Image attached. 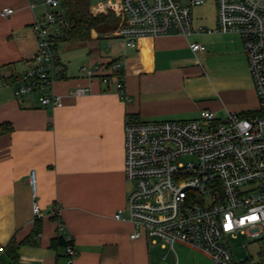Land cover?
Segmentation results:
<instances>
[{
    "label": "crops",
    "instance_id": "obj_1",
    "mask_svg": "<svg viewBox=\"0 0 264 264\" xmlns=\"http://www.w3.org/2000/svg\"><path fill=\"white\" fill-rule=\"evenodd\" d=\"M6 7L14 12L3 15ZM196 7L194 28H215L217 7L213 19ZM41 12L29 0H0V75L28 68L38 49L33 24ZM192 42L204 49L195 53ZM61 45L82 50L83 57L70 65L73 56L63 59ZM58 52L64 76L53 88L62 96L61 107L43 106L36 92L15 97V85L0 88V245L6 247L0 264H67L65 246L53 243L65 235L60 222L78 252L73 264H213L209 255L184 243L171 249L159 239H131L134 225L116 218L134 188L125 175V121H186L203 109L219 120L229 112L256 113L259 98L241 37L170 33L143 37L126 48L121 38L93 31L86 43H59ZM112 60L123 65L126 98L117 89V72L109 83L102 81ZM84 66L93 70L92 77ZM81 86L91 92L73 95Z\"/></svg>",
    "mask_w": 264,
    "mask_h": 264
},
{
    "label": "built area",
    "instance_id": "obj_2",
    "mask_svg": "<svg viewBox=\"0 0 264 264\" xmlns=\"http://www.w3.org/2000/svg\"><path fill=\"white\" fill-rule=\"evenodd\" d=\"M29 1L30 7L42 9L33 24L38 49L24 72L12 77L0 75V88L15 85V97L36 92L43 106L61 107L62 96L53 87L55 80L64 76L58 44L68 22L61 0ZM215 2L217 26L198 30L192 13L204 0H102L93 6L94 14L112 10L120 18L113 35L121 38L126 48H135L143 37L170 33L187 38L198 31L238 34L259 98L256 113L229 112L220 120L207 109L186 121L127 118L125 175L134 188L127 196L126 209L118 210L116 218L134 225L131 239H159L171 249L175 243H184L209 255L214 264H264V248L257 259L248 256L239 261L229 242V236L239 233L264 242V0ZM13 12L11 7L2 10L3 15ZM190 48L196 53L204 46L192 42ZM82 69L93 76L92 69ZM108 70L111 72L103 74L102 81L109 83L117 72V89L126 98L121 61L112 60ZM90 92V87L81 86L72 94ZM30 184L35 196L34 169ZM60 210L56 206L55 213ZM34 213L37 217L40 213L37 202ZM59 229L68 242L67 264H73L78 254L73 238L63 222ZM5 251L0 245V254Z\"/></svg>",
    "mask_w": 264,
    "mask_h": 264
},
{
    "label": "trees",
    "instance_id": "obj_3",
    "mask_svg": "<svg viewBox=\"0 0 264 264\" xmlns=\"http://www.w3.org/2000/svg\"><path fill=\"white\" fill-rule=\"evenodd\" d=\"M91 6L92 0H61V7L64 10L68 27L65 29V36L60 42L83 44L91 40L93 31L114 36L113 33L118 28L120 19L112 11L94 14ZM112 76H110L111 79ZM133 120L137 121L136 119ZM3 126L1 130L4 129ZM35 233H38V228ZM27 240L30 241V238ZM27 240L26 242H28ZM53 243L57 246H66L68 242L65 235L59 234Z\"/></svg>",
    "mask_w": 264,
    "mask_h": 264
},
{
    "label": "rangeland",
    "instance_id": "obj_4",
    "mask_svg": "<svg viewBox=\"0 0 264 264\" xmlns=\"http://www.w3.org/2000/svg\"><path fill=\"white\" fill-rule=\"evenodd\" d=\"M101 1L102 0H92L91 9L93 10L94 9L93 6L96 5L97 3L101 2ZM215 3L216 2L214 0H205L204 4H202L199 7H196L194 9V11H201V15H203L204 18L213 19L214 15H215V11H216L215 10V6H216ZM110 11H112V10H110ZM112 12L115 14L116 17H118L114 11H112ZM104 41H107V40H104ZM59 50H60V54H61L63 59L64 58L69 59L70 56H73V59L70 58V60H71L69 63L70 65H71V63H73L75 65L76 62H78L81 59V57H83L82 56V50L68 51L65 48V46H63V45L60 46ZM130 183H131V186L133 187L134 186L133 182H130ZM229 242H230V245L232 247L233 252L236 255L235 257L239 261L243 260L245 257H248V256H253L254 259H257L259 256L258 254H259L260 249L264 248V242L252 241L251 238L245 233H239L236 237L229 236ZM190 255L191 254L189 253V257H190ZM180 257H181V254H180ZM207 259L211 263H213L211 261V259H209V258H207ZM168 262L170 264L172 263V261H168Z\"/></svg>",
    "mask_w": 264,
    "mask_h": 264
}]
</instances>
